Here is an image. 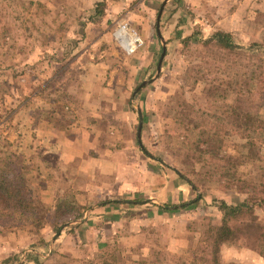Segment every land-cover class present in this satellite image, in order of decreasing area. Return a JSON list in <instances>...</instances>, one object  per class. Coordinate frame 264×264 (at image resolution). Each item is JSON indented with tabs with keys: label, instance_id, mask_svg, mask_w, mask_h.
<instances>
[{
	"label": "rangeland",
	"instance_id": "374dc122",
	"mask_svg": "<svg viewBox=\"0 0 264 264\" xmlns=\"http://www.w3.org/2000/svg\"><path fill=\"white\" fill-rule=\"evenodd\" d=\"M40 1L47 9L34 11L29 7L22 16L23 4L0 0V10L5 14L0 13V151L19 155L25 162L32 188L44 208L35 226L0 227V264H32L37 255L49 263L88 264L92 260L97 264L98 255L105 251L116 256L117 264H125L127 259L186 264L191 254L199 251L197 240L204 236L207 225L220 222L221 202L234 208L229 224L246 222L251 229L221 244L220 261L264 264V241L257 236L259 227L264 230V204L252 197L255 191L250 188L240 190L239 183L218 181L217 160L203 152L207 138L222 139L217 157L237 170L247 186L257 184L264 170L262 136L247 137L236 126L245 113L264 120V53L247 49L251 41L264 44V0H252L245 10V5L232 1L231 8L238 4L237 15L221 16L222 26H231L228 32L242 46L238 49L203 44L202 39L212 31L203 30L201 16L184 29L183 37L193 34L186 42L180 40L183 37L177 31L164 29L165 53L154 80L149 79L160 49L156 48L145 74L137 61L128 64L124 59L128 55L116 49L112 41L88 49L81 57L83 63L103 60L107 65L105 81L92 89L95 93L109 91L113 99H125L128 110L126 115L113 114L111 109L118 110L116 105H103L108 112L93 116L94 125L97 119L103 129L109 120L130 122V127L126 126L128 144L95 146V153L104 152L113 158L114 169L107 171L104 179L100 175L88 179L82 173L75 175L77 162L62 159L61 152L46 139L47 127L63 130L79 120L73 113L79 98L65 92L74 72L73 65L68 68L67 64L80 45L77 30L85 26L92 0ZM25 19L33 20L35 26L29 22L24 29ZM209 19L213 21L214 17ZM143 75L148 81L138 86ZM136 107L141 123L138 139L147 154L137 144ZM116 130L118 135L125 133V128ZM254 141L260 145V159L242 162L239 150ZM178 169L194 180L197 188L187 185L178 176ZM258 195L262 196L259 190ZM107 199L126 202L117 209L109 205L92 211L87 208ZM189 201L184 208H158ZM71 204L80 206L83 215H90L82 226L73 225L77 219L65 221L64 214L58 220L54 218L59 207L65 205L69 210ZM108 213L117 215L109 219ZM73 258L78 261L73 262Z\"/></svg>",
	"mask_w": 264,
	"mask_h": 264
},
{
	"label": "crops",
	"instance_id": "0c3cea01",
	"mask_svg": "<svg viewBox=\"0 0 264 264\" xmlns=\"http://www.w3.org/2000/svg\"><path fill=\"white\" fill-rule=\"evenodd\" d=\"M232 1L239 3L241 6L245 5L243 8L245 10L252 0H179V2L178 0H92L93 8L90 12L91 14L87 15L86 20L83 22L85 26L81 25L77 30L80 33L79 37H77L80 40V45L76 47L77 50H73V59L67 64L68 68L73 65L74 72L73 81L65 92L69 96L79 98L78 107L73 109V113L78 115L79 120H73V124L63 130L55 126L47 127L49 134H47L46 139L49 141V145L57 152H61L60 157L62 159L73 161L74 163L77 162L74 164L75 167H73L74 170L76 169L75 175L82 173L87 179L88 177L92 178L100 175L104 179L105 173L107 171L111 173L112 169H114L111 163L113 158H109V155L104 152L95 153V146L101 143H105L107 146L108 144L114 146L117 143L128 144L130 142V138L127 135L128 132H126V126L128 127L129 125L130 127V122H124L123 119L122 121L117 120V122H110L109 120L105 123L106 126L103 129L99 126V120L97 119V125H94L95 115L100 117L101 114L108 112L106 108L102 107L103 105L113 103L112 108L116 105L118 110L111 109L113 114L120 112L126 115L128 110L125 99L122 100L119 97L118 99H113L109 91L102 92V90H99L100 93H95L94 88L92 89L91 86L95 87L97 84L100 86L105 81L107 65H105L103 60L96 62L88 60L83 63L81 57H84L83 55L88 52V49L99 47L100 45L103 46L105 42L110 43L112 41L116 46L115 48L119 50L120 48L113 38V30L120 22L133 24L144 42L142 46L131 53L132 56H129L131 54H126L128 57L124 59L128 64L132 63V61H137V64L139 63V65L143 66L141 71L145 74V71L148 70L154 61L156 48L162 51V46H164L165 53L164 42H166L165 33L167 32L164 29L166 28L172 32L177 31L176 34L181 38L183 37L184 29L192 24V20L195 22L196 18L201 16L203 17L201 22L203 30L215 31L220 29L232 31L231 26L227 25L225 27L224 25L223 27L220 19L221 16L226 18L237 15L238 4L231 8L233 5ZM210 17H214V20L211 21ZM111 24L112 27H109ZM158 60L159 58L155 60L156 66ZM80 62L81 64H79ZM143 78L144 75L138 86L143 85L141 84L143 81H148ZM132 94L134 95V91ZM117 127L125 128V133L118 135ZM137 144L141 150L142 145L138 137ZM107 200L110 201L104 200V202L89 205L87 208L89 207L90 211H92L93 209H99L98 206L103 208L102 206L109 205L113 207L112 209H117V207L126 202L119 199ZM106 215V218L110 219L111 215L116 216L117 214L108 213ZM88 217L90 215L87 212L84 213L81 219L73 221V225L79 224L82 226ZM74 228L76 227L73 226V240L76 236Z\"/></svg>",
	"mask_w": 264,
	"mask_h": 264
},
{
	"label": "trees",
	"instance_id": "16d2710c",
	"mask_svg": "<svg viewBox=\"0 0 264 264\" xmlns=\"http://www.w3.org/2000/svg\"><path fill=\"white\" fill-rule=\"evenodd\" d=\"M6 1V0H4ZM23 5L22 16H24L26 10L30 7L33 8L34 11H38L41 9H47L46 6L40 0H15ZM27 1V4L24 2ZM26 4V6H25ZM4 10V6L2 8ZM1 11V10H0ZM24 11V12H23ZM2 16L5 17L4 12H0ZM2 18V17H1ZM1 20V19H0ZM31 22L32 25L35 26L33 20H23V28L27 29V23ZM38 30V28H37ZM4 32V31H3ZM5 33V32H4ZM196 33V32H195ZM199 35V33L197 32ZM193 34H190L186 37L181 38L182 42H186L190 40ZM202 43L205 45H214L218 46L222 49H238L242 46H239L237 42L234 41L233 35L224 30L217 29L212 31L207 37L202 39ZM247 49L251 50V52L260 50L264 53V44L259 41H251L247 46ZM242 122H238L236 124L238 131L242 130L247 133V137H261V143L264 142V120L254 119L251 114L245 113ZM215 141L212 138H207L204 141L205 150L203 152L209 153V159L216 161L215 173L217 176V180L221 183H225L227 185L237 184V189H243L244 187L250 188L252 191H255V195L259 190V193L262 196H252L253 198L257 197L264 204V170L259 178V181L255 185L247 186V182L244 179H240V176L237 170L234 168H230V166L224 165L221 162L222 157H217V154L220 152L221 144H224L222 139H217ZM218 143V145H217ZM141 150L147 154L145 148L141 146ZM223 151V150H222ZM260 145L255 141L248 142L242 145V149L239 150V155L243 159L242 162L248 161H256L260 159ZM211 155V156H210ZM212 155H214L212 157ZM19 155H14L5 151H0V227L3 229L6 228H22L25 226H35L39 220L42 219V210L44 211L42 201L37 195L36 191L32 188V185L29 180V171L25 166V162L19 158ZM223 168V172H220V169ZM178 176L185 181L187 185L191 188H197V184L194 180L190 179L188 176L183 174L181 170L178 169ZM259 188V189H258ZM109 202L110 200H106ZM105 201V202H106ZM195 202V200H193ZM190 202H183L178 205L167 206L166 204L158 205L160 209L167 208H184ZM138 203V202H135ZM74 205V204H73ZM71 206L69 210L67 207L63 205V207H59L55 211L56 220L61 218V214H64L67 220H74L81 218L83 213L80 206ZM244 205V204H241ZM251 207V206H250ZM219 210L221 211V220L216 224H208L204 236H199L197 243L200 245V249L198 252H193L191 254V258L187 261L186 264H234V263H224L220 261L219 251L221 244L232 242L238 239L241 235H246L250 233L251 225L246 222H241L238 224H229V217L231 211L234 209L232 205L221 202L218 205ZM72 209V211H70ZM68 211V212H67ZM69 213V217L67 215ZM252 220L255 219V216H252ZM64 223V221L62 222ZM254 226V224H253ZM254 232V231H253ZM257 236H260L259 241H264V230L262 227L257 229ZM264 256V254H263ZM33 260L32 264H67L65 261L58 262H46L44 258H41L37 255ZM73 262L78 261L76 258L72 259ZM88 264H95L92 260L87 261ZM97 264H117L116 256L110 252H103L98 255ZM125 264H149L146 260H129L127 259ZM185 264V263H181Z\"/></svg>",
	"mask_w": 264,
	"mask_h": 264
},
{
	"label": "built area",
	"instance_id": "2783aa9c",
	"mask_svg": "<svg viewBox=\"0 0 264 264\" xmlns=\"http://www.w3.org/2000/svg\"><path fill=\"white\" fill-rule=\"evenodd\" d=\"M113 38L125 54H131L143 45V38L127 22H120L113 30Z\"/></svg>",
	"mask_w": 264,
	"mask_h": 264
},
{
	"label": "water",
	"instance_id": "95a60500",
	"mask_svg": "<svg viewBox=\"0 0 264 264\" xmlns=\"http://www.w3.org/2000/svg\"><path fill=\"white\" fill-rule=\"evenodd\" d=\"M163 54H164V46H162V51H161V55H160L159 60H158V64L156 66L155 74L153 75V77L150 80H153L157 77V75L159 73L161 58H162ZM144 83H146V81H143L141 84H144ZM136 108H137L138 115L140 116L139 108L138 107H136ZM140 128H141V123H140V118H139V124H138V128H137V137L138 138H139Z\"/></svg>",
	"mask_w": 264,
	"mask_h": 264
}]
</instances>
